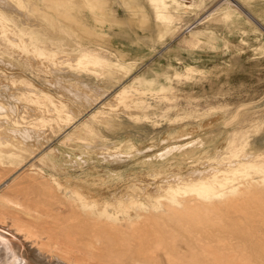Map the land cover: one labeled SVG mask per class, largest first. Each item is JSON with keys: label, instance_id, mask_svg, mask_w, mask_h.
<instances>
[{"label": "rangeland", "instance_id": "rangeland-1", "mask_svg": "<svg viewBox=\"0 0 264 264\" xmlns=\"http://www.w3.org/2000/svg\"><path fill=\"white\" fill-rule=\"evenodd\" d=\"M0 193V264H264V0H0Z\"/></svg>", "mask_w": 264, "mask_h": 264}, {"label": "bare ground", "instance_id": "bare-ground-1", "mask_svg": "<svg viewBox=\"0 0 264 264\" xmlns=\"http://www.w3.org/2000/svg\"><path fill=\"white\" fill-rule=\"evenodd\" d=\"M0 201H2V203H3V201H6V202H10V201H12L11 199H10V197H7L4 193H0ZM15 201V200H14ZM75 201V200H74ZM5 202V203H6ZM12 203V202H11ZM21 204V203H20ZM24 206V205H23ZM23 206H22V208H23ZM75 206H76V204H75ZM78 206V205H77ZM76 206V207H77ZM21 207V206H20ZM25 207V206H24ZM27 207V206H26ZM26 207H25V209H26ZM31 209V208H30ZM86 209H87V207H86ZM23 210V209H22ZM27 210H28V207H27ZM36 210V209H35ZM32 211H34V209L32 210ZM38 210H36L35 212H37ZM89 211V210H88ZM30 212V211H29ZM29 212H27V214L29 213ZM40 212V211H39ZM38 212V214L40 215V213ZM80 212V211H79ZM82 212V211H81ZM2 213V212H1ZM44 213V212H43ZM85 213H86V211H85ZM84 213V214H85ZM90 213H92L91 212V210L89 211V214ZM3 214V213H2ZM30 214V213H29ZM45 214V213H44ZM82 214V213H81ZM83 214V215H84ZM88 214V215H89ZM93 214V213H92ZM38 215V216H39ZM42 215V214H41ZM88 215H86V216H88ZM30 216H31V214H30ZM35 216V215H34ZM85 216V215H84ZM92 216V215H91ZM90 216V217H91ZM95 216V215H94ZM2 217V216H1ZM42 217V216H41ZM41 217H38V218H41ZM44 217V216H43ZM98 217V216H97ZM13 218V217H12ZM87 218V217H86ZM92 218H95V220H91L92 222L93 221H96V217H92ZM99 218V217H98ZM88 219H89V217H88ZM98 220V219H97ZM100 220V219H99ZM21 221V220H20ZM20 221H18V220H16V219H14V223H15V227H16V231L17 232H21V233H23L24 235H22V236H24V237H26V239L28 238V240H29V238L30 239H33L34 238V240H35V238L37 239V237L36 236H38L37 234H38V231L36 232V229L34 230V228L32 229V228H29L28 226H25V224L24 223H22V222H20ZM102 222V221H101ZM94 223V222H93ZM100 223V222H99ZM98 223V224H99ZM109 225V224H108ZM113 225H115V224H113ZM113 225H111V226H113ZM110 226V225H109ZM32 227V226H31ZM96 227H98V226H96ZM114 227V226H113ZM100 228V227H99ZM112 228V227H111ZM110 228V229H111ZM15 229V228H14ZM113 229V228H112ZM98 231V230H97ZM100 232V231H99ZM41 233V232H40ZM42 234H44V233H42ZM93 234V233H92ZM96 234V233H95ZM4 235V234H3ZM6 236V235H5ZM21 236V235H20ZM48 236H49V234H48ZM23 237V238H24ZM44 237L46 238V235L44 234ZM44 237H42V238H44ZM96 238L98 237V236H95ZM20 238V237H19ZM39 238V237H38ZM42 238H41V240H42ZM44 238V239H45ZM48 238V237H47ZM50 238H52L53 239V237H50ZM10 239V238H9ZM14 239H16V238H14ZM18 239V238H17ZM99 239V238H98ZM101 239V238H100ZM19 240V239H18ZM24 240V239H23ZM49 240H51V239H49ZM49 240H47V241H49ZM55 240V239H54ZM57 240V239H56ZM92 241H94V240H92ZM2 242V241H1ZM15 242H17V241H15ZM51 242V241H50ZM91 242V241H90ZM94 242H96V241H94ZM18 243V244H17ZM16 244H17V248H18V250H20L22 253H23V251H24V249H23V247L21 246V244L19 243V242H17ZM53 243V242H52ZM52 243H50L49 244V242H47L46 243V241H45V246L47 247V245L49 246V245H51L52 247H51V250L53 251H55V249H56V251H57V249H59L58 250V252L57 253H59V255L61 254V260H63V259H67V255H69L68 254V252H71V250H70V248L72 247H67V246H64L65 245V243H64V245L63 244H61V242L59 243L58 241H55V244H53L52 245ZM100 242L98 241V244H99ZM91 244H93V242H91ZM96 244V243H95ZM95 244H94V247L93 248H97L96 246H95ZM2 245V244H1ZM23 246H24V244H22ZM42 246V245H41ZM44 246V245H43ZM44 246V247H45ZM2 247H4V246H0V248H2ZM28 247V246H27ZM5 248V247H4ZM3 248V249H4ZM92 248V249H93ZM37 249V248H36ZM35 249V250H36ZM42 249V248H41ZM72 249V248H71ZM8 250V249H7ZM31 250V249H30ZM44 250V249H43ZM47 250V249H46ZM51 250H49V251H51ZM73 250V249H72ZM79 250V249H78ZM77 250V251H78ZM6 251V250H5ZM4 251V252H5ZM51 251V252H52ZM53 251V253H55ZM1 252V251H0ZM3 252V253H4ZM40 252V251H39ZM89 252V251H88ZM2 253V252H1ZM9 253V252H8ZM41 253V252H40ZM49 253V252H48ZM84 253V252H83ZM5 254H7V252H5ZM71 254V253H70ZM86 254V253H85ZM8 255V254H7ZM84 255V254H83ZM9 256V255H8ZM8 256H6V257H8ZM70 256V255H69ZM86 256V255H85ZM71 257V256H70ZM73 257V256H72ZM58 258V257H57ZM69 258V257H68ZM56 260H59L60 261V258L59 259H56ZM75 259H73V260H71V258H70V261H73L75 264H82V263H80V262H78L79 260H77V261H74ZM93 260V259H92ZM28 261V260H27ZM34 261V260H33ZM50 261V260H49ZM58 261V262H59ZM69 261V262H70ZM26 262V261H25ZM7 263H8V261H7ZM49 263V262H48ZM55 263V262H54ZM63 263V262H62ZM62 263H60V264H62ZM28 264V263H27ZM51 264V263H50ZM55 264H58V263H55Z\"/></svg>", "mask_w": 264, "mask_h": 264}]
</instances>
